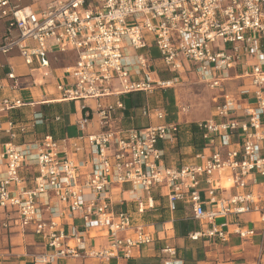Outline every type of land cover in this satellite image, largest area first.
I'll return each instance as SVG.
<instances>
[{
	"label": "built area",
	"instance_id": "built-area-1",
	"mask_svg": "<svg viewBox=\"0 0 264 264\" xmlns=\"http://www.w3.org/2000/svg\"><path fill=\"white\" fill-rule=\"evenodd\" d=\"M26 1L0 0V57L16 53L30 74L47 81L52 77L51 61L72 54L73 64L61 68L54 86L59 102H84L82 116L75 122L83 135L75 140L45 135L35 144V171L26 180L20 170L28 154L12 141L16 134L25 133L27 125L14 123L9 113L32 104L14 95L22 89L19 77L11 63L0 61V69L6 71L0 91L12 94L0 100V114H5L0 132L10 140L0 150L4 169L0 211L6 214L2 228L10 224L22 232L31 228L47 249L32 255L34 264L62 259L108 264L129 259L134 249L150 244L151 236L141 225H133L130 214L113 209L110 191L123 185L131 187L129 201L136 202L137 214L154 208L153 188L164 190L169 211H175L177 203L186 205L191 218L206 227L191 234L192 241L204 237L223 243L230 234L252 237L254 231L243 230L238 223L228 233L224 221L227 216L251 213L259 216L263 239L264 207L252 190L242 191L257 186L258 179L264 187V155L260 154L264 142V0ZM38 3L41 6L35 7ZM146 36L165 70L180 73L191 66L209 89H223L221 100H213L211 117L194 124L201 148L191 163L178 167H166L164 152L157 146L177 143L178 124L106 129L124 107L120 102L102 105L100 99L173 87L174 80L155 79L148 60L137 55L150 48ZM249 57L255 59L251 64ZM231 71L247 84L228 92L223 84L231 79ZM87 101H93V106ZM140 114L144 119L164 118L160 108L143 107ZM94 118L102 130L84 133ZM43 123L41 114L32 115L31 127ZM82 151L83 160L76 161ZM200 181L207 185L210 210L205 209L198 190ZM223 183L230 184L227 188H234L236 194L218 198L217 192L226 189ZM136 191L145 195V201ZM216 220L223 221L217 224ZM89 230L111 242L106 248H88ZM162 252L175 256L173 249Z\"/></svg>",
	"mask_w": 264,
	"mask_h": 264
},
{
	"label": "crops",
	"instance_id": "crops-1",
	"mask_svg": "<svg viewBox=\"0 0 264 264\" xmlns=\"http://www.w3.org/2000/svg\"><path fill=\"white\" fill-rule=\"evenodd\" d=\"M3 34V27L0 26V38ZM150 46L149 50H140L137 52V55L144 56L150 65L151 70L154 73V78L162 81L174 80L177 81V77H180L186 73L192 72L198 79L199 83H204L200 76L197 74L195 69L191 66H186L180 73L169 72L161 65V62L158 56H152L151 50L154 49L151 43L150 37H145ZM70 54V53H68ZM67 55V54H66ZM63 56V55H58ZM264 57V54H263ZM19 57L16 53L12 52L8 56H1V63L9 62L13 65L15 69H21L19 62ZM21 61V60H20ZM57 61V60H55ZM51 61V70L52 77L47 81H41L39 77H35L34 74L25 68L24 74H16L19 77L22 89L19 93L14 94L23 99L27 103H31V107L22 108L21 111L25 112L28 115L34 107H38L42 104H58L59 110L55 111L54 115L59 116V121H53L51 125L46 123L38 124L37 126L31 127L30 122L25 123L27 126L24 134H16L15 139H13L12 144L17 147L20 152L27 153L26 161L23 164L22 170H20V176L26 180H30L34 175V154H35V144L43 139V137L49 134L51 129L52 134L55 139L67 138L70 140H75L78 136L83 135L80 133L76 126L75 122L81 118V105L80 101L75 102H59V93L52 94L44 92L45 87L54 86L55 81L60 79L61 69L52 68ZM248 64L253 63L252 58L247 59ZM238 73L239 69H237ZM5 70L0 69V80L5 78ZM23 73V72H22ZM231 79L225 82L223 85L226 91L235 86L239 87L235 83L241 80L236 77L235 71H231ZM36 75V74H35ZM164 75L169 77L163 78ZM136 77L132 76V80H135ZM36 84L35 86H33ZM205 84V83H204ZM235 84V86H233ZM247 84V81L246 83ZM206 85V84H205ZM113 87H117V84L114 83ZM235 87V88H237ZM43 89L42 93L38 92V89ZM26 89V90H25ZM33 90L35 92H33ZM167 90H161L163 93H166ZM211 91L216 90L217 93L212 97V102L214 99L220 101L222 90L219 88L210 89ZM236 90V89H234ZM231 90V91H234ZM25 91H27L25 93ZM141 94L146 95L145 93H131L123 94L119 96L111 95L106 98L100 99L102 105L115 104L116 102L122 103L124 109L118 110L116 114L112 117L111 121L108 123L107 130H126L129 128H143L148 125H157L163 123H175L179 125V135L177 143L171 146H167L163 143H158V148L162 149L164 152V165L166 167H178L185 163H191L193 161L192 155L196 153L200 148L194 146V140L192 132L189 128V125H194L197 122L205 121H196L188 122L184 121L183 117L186 116L187 112H181L183 106H177V112L174 115V120L170 121L167 117V113L162 106L157 105L156 103L147 102H135L137 98L135 96H140ZM36 95V96H35ZM12 94L7 91H0V100L3 97H10ZM136 98V99H135ZM139 98V97H138ZM135 99V100H134ZM88 105L93 106V101H87ZM70 105V106H69ZM68 106V107H67ZM143 107H148L150 109L160 108L164 114L162 121H157L154 117L150 119H144L141 117L140 111ZM214 107V103H213ZM56 108V107H55ZM54 109V108H53ZM57 112V113H56ZM212 114V112H211ZM237 117V116H236ZM26 118H29L26 116ZM238 118L239 115H238ZM241 119V118H240ZM0 120L4 122L5 114H0ZM262 122L264 124V115L262 116ZM99 128L97 119L94 118L87 130L84 133H94L101 131ZM9 138L4 133L0 132V150L2 146L6 143H9ZM261 149L264 151V142L261 144ZM264 155V152H263ZM84 158L83 151L77 155L75 158L76 161H82ZM4 173L3 167L0 165V178ZM215 178L218 179L217 175ZM218 181V180H217ZM258 185L250 188L249 186L244 188L242 192L247 193L248 191H253L259 197V205L264 207V187L260 185V179H258ZM224 187L228 185L223 183ZM131 189L129 185H123L121 187H113L110 191L111 200L114 203L113 209L116 213L118 212H127L132 218L133 225H141L145 232H147L151 238L152 242L148 245L141 246L132 251V255L129 259H118L110 260L108 264H221L219 262L220 257L228 250H239L243 241H250L252 243L253 238H260V231L262 225L259 222L258 214L251 213L241 215L239 217L227 216L224 220L228 225L225 228V231L228 233L231 230V225L233 223H238L243 230H253L254 236L248 237L245 239H240L237 236L230 234L228 236L227 242H223L224 245H228L226 248L214 249L215 251L208 252L206 247L209 245H214L219 242L213 239L199 238L198 242L192 241L190 235L193 233H199L206 229L205 225L201 221H195L191 218L190 209L183 203L176 204V211H169L167 208V198L165 197L164 190L161 188H153L150 192V197L153 200L154 208L152 210H146L143 214L136 213V202H130L128 191ZM207 185L200 181L199 192L202 197V200L205 203V209L210 210L212 205L208 204L206 194ZM234 188H226L217 192L218 198H228L236 194ZM137 196H139L143 201L146 197L143 193L136 191ZM155 194V195H154ZM242 216L246 218L242 220ZM6 214L3 211H0V261L2 264H34L32 260V255L44 253L47 249L41 243L40 239L32 234L31 228H27L24 232L19 230L16 227H13L11 224L7 229L2 228V224L5 221ZM46 217V215H45ZM188 221L192 225V230L187 234L185 238H180L176 232V227L178 222ZM129 236H133V233H129ZM88 237V248L93 249H102L106 248L111 242L108 237L95 236L93 230L87 231ZM222 243V242H219ZM203 248V250H202ZM164 249H173L175 256L171 257L168 254L162 252ZM219 250V251H218ZM203 256L202 259L199 257ZM52 264H94L89 260H80V259H62L55 261ZM225 264H238V263H225Z\"/></svg>",
	"mask_w": 264,
	"mask_h": 264
},
{
	"label": "rangeland",
	"instance_id": "rangeland-1",
	"mask_svg": "<svg viewBox=\"0 0 264 264\" xmlns=\"http://www.w3.org/2000/svg\"><path fill=\"white\" fill-rule=\"evenodd\" d=\"M22 3L28 4V1L22 0ZM37 6H41V3H38V5H36L35 7ZM151 55L158 56V53L155 49H152ZM254 61L255 59L253 58L252 62ZM73 62L74 57L72 54L57 56V61L52 62V68L61 69L64 67L71 66ZM19 63L21 69L24 70L15 69V73L17 75L25 73V67L22 65V62L20 60L18 64ZM34 76L36 77L37 75L34 74ZM167 77L169 76H163V78ZM244 83H246V81H238L235 84L238 86H242L244 85ZM235 84H233V86H235ZM235 87L228 89L227 91L232 92L231 90L236 89ZM22 90L24 91V89ZM42 91L43 89H38L39 93H42ZM26 92L27 91H25V93ZM33 92L35 91L33 90ZM44 92L57 94L55 96H58V93L55 90V86L45 87ZM216 93V90L211 91L204 83H199L197 77L192 72H189L180 77H177V81L174 82L173 87L170 88L166 93H163L161 90H156L153 91L151 94H141L140 96H135L137 100H135L136 98L134 100L137 103H145L148 101L150 104L156 103L157 105L162 106V108L165 109L167 117L170 121L174 120V115L177 112V106H183L185 107L187 112L186 116L183 117V120L188 122H196L205 120L210 117L211 112L213 110V102L211 99L213 96H215ZM80 103H82V101H80ZM74 104H76V102ZM263 152L264 151L261 149L260 154L263 155ZM241 218L244 221L246 217L242 216ZM222 221L223 220H216V223L219 224ZM227 246L228 245H224L223 243L217 242L214 245L211 244L206 247V250L208 252H212L215 251L214 249L221 250L222 248H226ZM219 262L221 264L230 262L238 264H264V237L263 239H261V237L253 238L252 243H250V241H243V245L239 250L226 251L220 257Z\"/></svg>",
	"mask_w": 264,
	"mask_h": 264
},
{
	"label": "trees",
	"instance_id": "trees-1",
	"mask_svg": "<svg viewBox=\"0 0 264 264\" xmlns=\"http://www.w3.org/2000/svg\"><path fill=\"white\" fill-rule=\"evenodd\" d=\"M262 52L264 53V40L262 42ZM53 110H56V111L59 110L58 104L55 103V104H49V105H46V104L39 105L38 107H34L33 110L28 115H26L25 112H22L21 109L18 111H12L9 113V117L14 123L25 124V123L30 122L31 117L34 113H39L42 116V121H44L47 125H51L52 122L54 121L53 118L56 117V115H54L55 111ZM26 116H28L29 118H26ZM187 128H189L192 132L194 146L196 148H201L202 144H201L200 139L194 132V125L193 124L189 125ZM49 134L54 138L51 129L49 131ZM56 140H59V139H56ZM176 210L177 209H175V211ZM192 229H193L192 225L188 221H180L177 224L176 232L180 238H185ZM196 242H198V240ZM202 257L203 256L201 255L199 259H202Z\"/></svg>",
	"mask_w": 264,
	"mask_h": 264
},
{
	"label": "bare ground",
	"instance_id": "bare-ground-1",
	"mask_svg": "<svg viewBox=\"0 0 264 264\" xmlns=\"http://www.w3.org/2000/svg\"><path fill=\"white\" fill-rule=\"evenodd\" d=\"M224 184L228 185V187L230 186V184H227V183H224ZM226 188H227V187H226Z\"/></svg>",
	"mask_w": 264,
	"mask_h": 264
}]
</instances>
